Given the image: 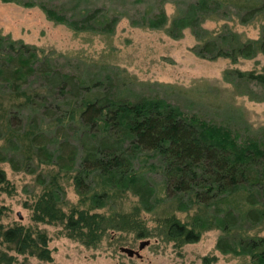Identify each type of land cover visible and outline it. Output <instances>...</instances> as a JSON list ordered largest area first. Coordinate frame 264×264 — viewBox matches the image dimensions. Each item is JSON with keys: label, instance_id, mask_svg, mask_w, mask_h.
<instances>
[{"label": "trees", "instance_id": "obj_1", "mask_svg": "<svg viewBox=\"0 0 264 264\" xmlns=\"http://www.w3.org/2000/svg\"><path fill=\"white\" fill-rule=\"evenodd\" d=\"M221 2L195 0L187 13L174 17L172 28L183 29L195 18L198 22L199 11L210 9V3L219 8ZM21 4L40 7L49 20L71 30L100 26L97 30L107 32L117 22L115 18L106 21L97 9L72 20L33 0ZM263 14L264 0L252 9L244 7L239 16L247 23ZM146 22L150 28H159L167 19L162 14L160 20L147 19L144 25ZM194 51L205 59L252 58L256 53L264 55V37L244 41L230 33L208 38ZM49 62L36 47L0 34V87L14 101L0 124V139L5 140L0 146V162H8L14 171L37 174L36 181L44 186L34 203V221H65L68 235L94 246L107 228L147 236L140 212L149 213L164 200L180 209L196 208L200 221L207 220L205 212L215 208L222 231L218 250L226 254L238 250L250 262L264 264V237L243 229L256 228L264 221V149L259 144L238 143L229 129L210 125L167 101L145 96L131 99L127 81L119 86L110 74L92 78L63 73ZM228 77L232 82L264 87L263 73L232 71ZM125 84L130 90L120 88ZM114 85L120 89L117 93ZM242 92L257 99L247 88ZM65 178H71L80 199L89 202L87 210L73 211L67 220L59 206ZM6 180L0 172V185ZM125 192L138 199L132 213L107 216L92 212ZM238 194L244 200L235 205ZM159 228L167 240L196 238L172 216L161 219ZM1 230L0 236L7 241L28 242L21 228ZM0 264L12 263L5 260Z\"/></svg>", "mask_w": 264, "mask_h": 264}, {"label": "rangeland", "instance_id": "obj_2", "mask_svg": "<svg viewBox=\"0 0 264 264\" xmlns=\"http://www.w3.org/2000/svg\"><path fill=\"white\" fill-rule=\"evenodd\" d=\"M26 1L0 0L1 35L36 47L40 55L49 59L50 65L63 73L91 75L92 78L100 73L110 74L118 85L127 81L131 99L145 96L167 101L174 108L210 125L229 129L238 143H257L264 149V87L235 79L234 83L228 77L232 71L264 74V55L256 53L252 58L231 61L224 57L201 58L194 51L208 38L219 39L230 33L237 34L244 41L264 37V14L247 23H242L239 16L244 7L252 9L261 5L263 0H222L219 8L210 3V9L199 11L198 22L195 18L183 29L172 28L174 17L187 13L195 0H33L72 20L97 9L98 15L105 17L106 21L113 18L117 21L113 30L107 32L97 30L100 26L85 31L71 30L63 23L49 20L40 7L21 4ZM162 14L167 19L163 27L150 28L147 22L144 25L147 19L160 20ZM170 31L175 35L170 36ZM35 85H38L37 80ZM114 88L115 93L120 91L115 85ZM120 88L130 90L126 84ZM246 88L257 99L241 94ZM4 92L0 87V124H3L6 111L14 105ZM4 143L5 140L0 139V146ZM0 172L7 179L0 185L1 232L21 228L28 238L25 245H20L0 236L1 262L254 264L238 250L228 254L218 250L217 240L222 231L218 227L219 214L215 208L205 212L207 220L200 221L196 208L180 209L171 200H164L149 213L140 212L147 236L107 228L94 246L82 244L68 235L65 221L48 224L34 221V203L44 188L36 181L37 174L14 171L5 161L0 162ZM61 186L64 194L59 206L64 220L73 211L88 209L89 202L80 199L71 178L62 179ZM120 194V197L109 200L102 208L92 209V212L107 216L132 213L138 199L130 192ZM243 200L244 196L238 194L234 204L239 205ZM171 216L184 224L185 230L193 231V236L196 235L194 241L166 239L159 223ZM243 229H247L249 234L264 237V221L256 228L250 225ZM145 240L150 245L139 250V257H129L120 251L121 247L138 251L139 242Z\"/></svg>", "mask_w": 264, "mask_h": 264}, {"label": "water", "instance_id": "obj_3", "mask_svg": "<svg viewBox=\"0 0 264 264\" xmlns=\"http://www.w3.org/2000/svg\"><path fill=\"white\" fill-rule=\"evenodd\" d=\"M150 245L149 244V241L148 240H145V241H140L139 242V248H138V251H135L131 248H125V247H121L120 248V251L122 253H124L126 256H129V257H134V256H137L139 257V250H142L143 248H145L146 246Z\"/></svg>", "mask_w": 264, "mask_h": 264}]
</instances>
